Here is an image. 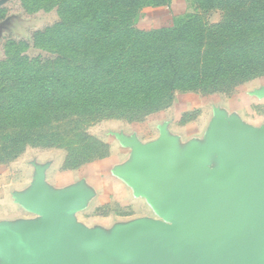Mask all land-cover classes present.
Masks as SVG:
<instances>
[{
  "label": "rangeland",
  "instance_id": "374dc122",
  "mask_svg": "<svg viewBox=\"0 0 264 264\" xmlns=\"http://www.w3.org/2000/svg\"><path fill=\"white\" fill-rule=\"evenodd\" d=\"M57 4V0H0L4 18L0 27V70L23 72L24 100L34 90L30 84L48 83L50 92L48 99L36 100L29 109L24 101L17 110L0 113V173L11 177L5 181L29 173L34 164L52 166L51 173L58 164L61 170H74L95 161L94 166L108 172L138 142L154 140L167 132L206 135L222 109L236 107L242 115L250 116L253 106L264 119V100L257 97L264 92V0H170L165 5L99 9L109 34L117 33L122 26L154 31L179 24L190 15L200 16V66L207 77L203 76L196 88H176L166 104L151 112L137 110L146 100L131 99L118 108L116 81L102 87L77 83L80 76L92 72L87 66L96 56L87 53L80 57L63 51L64 57L57 53L59 44L70 45L60 36L71 34L76 25L75 9L67 1ZM58 15L63 18L61 25L56 24ZM96 50L112 52L114 57L118 54L116 47L103 43L97 44ZM114 57L108 63L100 62V66L112 67L118 75ZM114 73L105 75V80ZM242 73L247 75L238 79ZM107 90H112L115 97L99 99V94Z\"/></svg>",
  "mask_w": 264,
  "mask_h": 264
},
{
  "label": "water",
  "instance_id": "95a60500",
  "mask_svg": "<svg viewBox=\"0 0 264 264\" xmlns=\"http://www.w3.org/2000/svg\"><path fill=\"white\" fill-rule=\"evenodd\" d=\"M218 130L239 159L235 178L223 190L205 178L200 155L176 173L164 145L158 151L133 144L145 161L134 171L143 186L178 203L168 211L175 224L167 231L149 228L121 239L120 247L138 264H264V133L252 137L225 123ZM26 200L45 214L46 224L22 236L9 230L0 235L3 264H90L82 249L92 240L69 224L77 195L54 201L38 187Z\"/></svg>",
  "mask_w": 264,
  "mask_h": 264
},
{
  "label": "crops",
  "instance_id": "0c3cea01",
  "mask_svg": "<svg viewBox=\"0 0 264 264\" xmlns=\"http://www.w3.org/2000/svg\"><path fill=\"white\" fill-rule=\"evenodd\" d=\"M257 97L264 100V92ZM253 110L250 116H244L236 107L222 109L206 135L167 132L154 140L138 142V145L158 151L164 145L169 151V169L176 173L185 172L190 167L193 154L200 155L205 178L218 182L223 190L235 178L239 159L234 149L220 141L219 126L225 123L248 131L252 137H259L264 133V119ZM94 164L95 161L86 163L74 170H61L58 164L51 173L49 168L52 166L34 164L29 173L26 171L16 179L12 177V182L11 179L5 181L11 178L9 174L0 173V179L3 178L0 184V235L9 230L22 236L28 228L45 226V214L26 200L38 194L40 187L54 201L77 195L68 214L69 224L73 230L92 240L82 249L90 264H138L136 257L120 247L121 239L124 236L132 239L138 232L149 228L167 231L175 224L168 211L178 203L143 186L134 171L144 167L145 161L134 145L127 156L108 172ZM10 185L14 186L11 188ZM4 262L0 251V264Z\"/></svg>",
  "mask_w": 264,
  "mask_h": 264
},
{
  "label": "trees",
  "instance_id": "16d2710c",
  "mask_svg": "<svg viewBox=\"0 0 264 264\" xmlns=\"http://www.w3.org/2000/svg\"><path fill=\"white\" fill-rule=\"evenodd\" d=\"M64 1L75 9L73 23L76 25L71 34L66 33V36L64 34L60 36L63 42L70 45L59 44L56 46L57 53L71 51L80 57L87 56V53L96 56L93 64L87 66L92 69V72L89 75L80 76L77 83L81 86L90 83L89 86L102 87L106 83L116 81L118 83V108L123 107L131 99L137 102L146 100L148 102L142 104L137 110L146 109V112H151L166 104L176 88H196L204 79L203 76L207 77L200 66L202 52L198 40L203 38V30L199 15H190L179 24L154 31L122 26L117 33L109 34L105 28V18L99 14V9H127L150 4L165 5L170 0H57V5L61 6ZM252 1L259 2L260 0ZM2 17L1 14L0 19ZM56 24H63V18L59 15ZM99 43L116 47L117 57H114L112 52L103 53L101 50H96V45ZM112 57H114L112 60H118V75L113 72L112 67L109 69L100 66V62L108 63ZM94 68L96 70H93ZM261 71L264 73V67ZM22 73L14 69L0 70V113L6 114L10 110H17L24 101L23 105H28L29 109L36 100L49 98V84H43L40 81L42 83L38 86L30 84L34 90L29 93L30 98L24 100L21 92L25 89L26 78ZM108 73H114L117 76L113 74L110 80H105V75ZM246 75L242 73L238 79H243ZM84 78H89V80L86 82ZM57 82L64 87L69 86L68 83L60 80ZM71 85L74 88V85ZM163 91L166 93H162ZM97 93L100 92H95V95ZM112 97H115L112 90L99 94L101 100L109 101Z\"/></svg>",
  "mask_w": 264,
  "mask_h": 264
}]
</instances>
